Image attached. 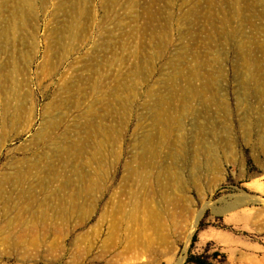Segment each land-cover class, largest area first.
Returning a JSON list of instances; mask_svg holds the SVG:
<instances>
[{
    "label": "rangeland",
    "instance_id": "obj_1",
    "mask_svg": "<svg viewBox=\"0 0 264 264\" xmlns=\"http://www.w3.org/2000/svg\"><path fill=\"white\" fill-rule=\"evenodd\" d=\"M190 255L264 264V0H0V264Z\"/></svg>",
    "mask_w": 264,
    "mask_h": 264
},
{
    "label": "trees",
    "instance_id": "obj_2",
    "mask_svg": "<svg viewBox=\"0 0 264 264\" xmlns=\"http://www.w3.org/2000/svg\"><path fill=\"white\" fill-rule=\"evenodd\" d=\"M202 227H200L201 230ZM197 241V233L194 235L193 239H192V244L191 247L193 248L195 243ZM195 259V257L193 255H190V257L188 258L187 264H193V260Z\"/></svg>",
    "mask_w": 264,
    "mask_h": 264
},
{
    "label": "bare ground",
    "instance_id": "obj_3",
    "mask_svg": "<svg viewBox=\"0 0 264 264\" xmlns=\"http://www.w3.org/2000/svg\"><path fill=\"white\" fill-rule=\"evenodd\" d=\"M196 225H197V224H196V222L194 221L193 224H192V226H193L192 228L195 229V228H196Z\"/></svg>",
    "mask_w": 264,
    "mask_h": 264
}]
</instances>
